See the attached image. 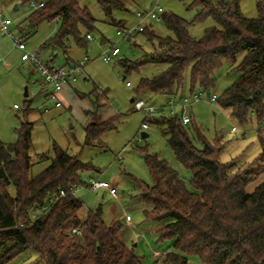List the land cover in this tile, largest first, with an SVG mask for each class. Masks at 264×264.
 <instances>
[{
    "label": "trees",
    "instance_id": "obj_1",
    "mask_svg": "<svg viewBox=\"0 0 264 264\" xmlns=\"http://www.w3.org/2000/svg\"><path fill=\"white\" fill-rule=\"evenodd\" d=\"M21 1L45 3L28 16L31 26L60 21L48 44L66 47L68 37H73L77 45L88 49V36L95 30L97 20L80 5L81 0ZM97 1L109 21L119 28L127 27L114 17L116 11L127 9L124 0ZM191 6L197 9L192 22L175 13H162L172 36H159L147 26L140 32L154 46L148 60L120 61L125 68L124 78L146 62L167 65L158 75L139 81L135 101L159 94L170 98L187 96L184 85L188 69V95L198 89L211 92L217 85V71L227 64L238 71L239 77L219 94L218 105L230 110L231 116L244 125L255 116L257 124L263 126L264 0H258V17L252 19L242 13L240 0H193ZM208 19L217 25L207 27L203 37L194 38L190 26ZM81 26L86 29L85 34ZM95 104L100 108L98 100ZM94 117L84 127L87 145L115 129L119 116L103 121ZM146 121L162 127L175 158L191 172L189 188L167 160L147 147L140 148L152 177L151 184L133 177L147 206L144 215L160 224L156 244L169 242L168 251L149 264H191L189 256H196L205 264H264V180L254 191H247L248 185L264 174L261 129V154L242 166L237 159L222 162L221 142L210 143L199 128L193 127L203 145L199 147L180 115L166 113L146 117ZM32 130V123L26 121L17 129V142L0 141V264L13 262L29 248L39 253L42 264H148L135 247L122 240V222L108 223L102 207L81 218L84 205L72 191L87 184L82 173L90 172L91 164L78 155L55 150L51 164L39 175L31 176ZM11 185L15 187L14 195ZM61 190L65 196L59 197L45 215L33 220V213ZM78 227L81 233L73 234L72 229Z\"/></svg>",
    "mask_w": 264,
    "mask_h": 264
},
{
    "label": "rangeland",
    "instance_id": "obj_2",
    "mask_svg": "<svg viewBox=\"0 0 264 264\" xmlns=\"http://www.w3.org/2000/svg\"><path fill=\"white\" fill-rule=\"evenodd\" d=\"M124 1L127 9L116 11L114 17L117 21H123L126 26H131L137 22L136 13L148 10L155 0ZM192 2L193 0H160V5L164 12L175 13L192 22L197 14V9L191 6ZM257 3L258 0H240L242 13L247 18H257ZM80 5L88 8L97 22L95 30L90 34L88 53L85 48L75 43L73 37L69 38V47L82 57L86 55L90 57L86 70L87 77H91L86 81L81 79L83 77H78L79 80L73 85L74 98L69 101L71 106L66 102L56 106V100L46 95L40 74L34 66L25 65L22 52L14 46L12 39L2 32L0 23V141L17 142V129L26 121L32 123L30 151L32 177L39 175L51 164L56 157L55 150L78 155L83 162L91 164L93 169L89 173H83V179L88 181L91 175L107 184L116 185L120 197L114 199L106 189L95 191L87 184L78 187L75 194L84 205L80 212L81 218L85 219L89 211L102 207L103 217L108 223L116 220L122 222L121 234L126 243L133 246L128 239V236H132V228L125 225V216L133 219L138 230L157 223L145 218L144 210L147 206L141 200L140 187L131 176L152 183L149 168L140 148L147 147L150 152L158 153L167 160L180 172L189 188H191L189 183L191 172L184 169L175 158L161 126L147 121L150 129L145 132L149 136L142 137V124L146 122L147 116L143 111L136 110L132 102L139 81L144 77L158 75L167 65L146 62L130 71L124 78L125 68L120 61L148 60L147 55L153 52V44L143 33H138L131 39L121 38L118 34L119 27L106 18L97 0H81ZM0 12L3 18L10 17L14 21L10 28L12 33L18 35V27L22 28V33L28 32V48L38 50L42 58L48 60L52 47L51 44L44 42L47 37L50 39L57 33L60 21H44L36 27L31 26L27 18L33 12L32 6L30 2L25 3L21 0H0ZM215 25L217 23L213 19H208L203 23H193L189 31L194 38L199 39L203 37L207 27ZM146 26L155 30L159 36L173 35L162 17L159 20L147 21ZM80 28L85 34L86 29L83 26ZM113 46L118 47L120 53L111 62L104 61L102 52ZM57 54L58 64H61L65 59L64 51L57 49ZM72 56L78 57L75 54ZM217 77V85L211 93L220 94L239 77V73L226 64L217 71ZM96 87L102 90L101 93L106 94L99 99H107L106 109L99 113V118L101 115H106L105 119L116 115L119 117L115 129L107 131L99 140L87 145L84 127L94 120L96 107L92 100L95 99ZM189 88L190 70L188 69L185 74V95L190 93ZM144 99L150 105H156L160 100H151L147 97ZM162 99L164 100L163 97ZM87 109L91 110V114L87 113ZM187 113L192 117V122L187 125L190 136L195 137L199 147L203 146L197 140L193 129L197 127L210 143L220 141L224 146L220 155L222 162L237 159L239 165L247 166L261 154L258 131L261 129L264 134V125L259 126L255 116L244 125L231 116L230 110L222 108L218 103L211 104L205 98L195 102ZM233 126L237 127V131H232ZM43 155L47 157L42 158ZM263 180L264 174L249 184L247 191H254ZM10 192L12 195L15 194L13 185L10 186ZM150 235L156 244L158 239L156 231ZM135 250L136 253L143 254L139 247H135ZM38 257L39 253L29 248L9 264H42ZM189 261L191 264H205L196 256H189Z\"/></svg>",
    "mask_w": 264,
    "mask_h": 264
},
{
    "label": "built area",
    "instance_id": "obj_3",
    "mask_svg": "<svg viewBox=\"0 0 264 264\" xmlns=\"http://www.w3.org/2000/svg\"><path fill=\"white\" fill-rule=\"evenodd\" d=\"M30 4L33 10L42 8L45 5L44 1H31ZM163 12L164 10L160 5V0H155L148 10H141L136 13V23L131 26L119 28V36L121 38L131 39L145 29L147 21L159 20ZM0 23L2 32L9 36L12 39L14 46L22 52V60L30 62L40 74L43 90L47 92V96L56 100V106H61L62 102L58 100V94L62 91L64 85L68 81L76 80L80 76H85L87 78L86 66L90 61V57L86 55L77 63L69 65H52L42 58L38 50H30L20 35L12 33L10 28L14 21L10 18H3L1 12ZM88 37L90 38L91 36L89 35ZM119 53L120 49L113 46L110 49L104 50L101 56L104 61L111 62ZM98 90L102 92L101 89ZM218 96L219 94L217 93L210 92L207 94L205 91L198 89L192 95L180 98L171 97L168 102L163 105H150L145 99L140 98L135 101L134 106L136 110L143 111L147 117H159L166 113L170 115H180L182 123L187 125L192 121L191 116L187 113L189 107L203 98L207 99L211 104H217ZM142 128L150 129V125L147 121L142 124ZM232 131H237V127L233 126ZM86 183L92 190L98 191L104 188L108 190L114 198L119 199L120 197L117 187L112 184H107L93 177H90ZM72 192L76 193V190H73ZM65 194V191L61 190L57 197H52L46 205L38 208L32 215L33 220L45 215L55 205L59 197L65 196ZM72 233L80 234L81 228L78 227L72 229ZM154 255L159 256L160 252L155 251Z\"/></svg>",
    "mask_w": 264,
    "mask_h": 264
},
{
    "label": "crops",
    "instance_id": "obj_4",
    "mask_svg": "<svg viewBox=\"0 0 264 264\" xmlns=\"http://www.w3.org/2000/svg\"><path fill=\"white\" fill-rule=\"evenodd\" d=\"M18 7H16L17 9ZM7 18H10V17H7ZM137 18V17H136ZM59 21V20H58ZM126 26V25H125ZM18 30H19V34L23 40L26 42L27 44V33L25 32L22 33V28L21 27H18ZM17 33V32H16ZM50 37V36H49ZM69 38L68 37V40L66 42V47H59V46H54V45H50L52 47V52H51V55L49 56L48 60H44L52 65H56V66H59V65H69V64H73V63H77L78 61H80L83 57L79 55V53H77L74 49H72L71 47H69ZM48 39V37H47ZM44 42L45 44H48L47 40ZM18 49V48H17ZM57 49H60V50H63L64 51V54H65V59H64V62H62L61 64H58V54H57ZM19 50V49H18ZM20 51V50H19ZM21 52V51H20ZM86 52L88 53V49L86 50ZM75 54V56L77 55L78 57L74 58L72 55ZM25 65H27L28 67H33V65L30 63V62H25ZM87 70H86V75H87ZM89 76V75H88ZM83 78H81L83 81H86L88 78H91V77H85V76H81ZM79 79L77 78L76 80H70L68 81L62 91L58 94V100H60L62 102V104L64 102H66L67 104L70 105L69 101L71 99L74 98L73 96V85L75 83H77ZM97 89V87H96ZM47 95V92L44 91ZM95 93V99L92 100L94 106L96 107V104H95V100H98V106H100V108L96 107V111L95 113H97V115L95 114L94 116H96L97 120L98 121H103L105 120L104 116L106 115H101L100 118H99V113L103 110L106 109L105 106H107L106 104V101L107 99H99L100 96H106V94L104 93H101L98 89L96 90ZM162 97L164 98V100L162 99ZM169 96L168 95H155V96H152L150 97L149 99L153 100H157V99H160L158 100L157 104L156 105H163V104H166L169 100ZM100 100V101H99ZM146 100V99H145ZM132 102L135 103V99L133 98L132 99ZM148 102V101H147ZM80 103V102H79ZM71 106V105H70ZM104 108V109H103ZM87 113H90L91 114V110H88L87 109ZM95 118V117H94ZM192 119V117H191ZM192 122V121H191ZM145 130H148V129H143L141 130V133L145 132ZM147 133V132H145ZM149 136V134H148ZM147 136V137H148ZM89 173V172H88ZM83 174V173H82ZM132 177H135L134 175H131ZM92 177L91 175L89 176V178ZM94 178V177H93ZM137 178V177H136ZM97 179V178H96ZM140 179V178H139ZM99 180V179H98ZM102 181V180H100ZM104 182V181H103ZM146 182V181H145ZM116 186V185H114ZM104 189V188H103ZM101 190V189H100ZM99 191V190H98ZM108 191V190H106ZM109 192V191H108ZM107 192V193H108ZM109 195H111L109 193ZM112 198H114L112 195H111ZM116 199V198H114ZM146 207V206H145ZM146 209V208H145ZM113 222V221H112ZM124 222H125V225L128 226L129 228H132V236H128V239H130V242L133 243V247H139L140 250H142L143 252V256L145 258V262L146 263H151L153 262L154 260H156L157 258H159L162 254L166 253L169 249V242H165V243H162V244H159V245H156L154 243V239L152 238V236L150 235L153 231H157L158 228L160 227V224L159 223H154L153 225H150V226H144L142 228V230H138L136 228V225L135 223L133 222V219L128 217V216H125V219H124ZM151 232L149 235L148 233ZM151 236V237H150ZM132 237V238H131ZM121 238L122 240L124 241V243H126L125 239H124V236L121 234ZM137 240V241H136ZM127 245L129 243H126ZM130 246V245H129ZM155 251H159L160 252V255L159 256H155L154 255V252Z\"/></svg>",
    "mask_w": 264,
    "mask_h": 264
},
{
    "label": "water",
    "instance_id": "obj_5",
    "mask_svg": "<svg viewBox=\"0 0 264 264\" xmlns=\"http://www.w3.org/2000/svg\"><path fill=\"white\" fill-rule=\"evenodd\" d=\"M209 93H210V92H207V94H209ZM147 136H148V133H145V132L142 133V137H143V138H146ZM85 181H86V180H84V182H85Z\"/></svg>",
    "mask_w": 264,
    "mask_h": 264
}]
</instances>
